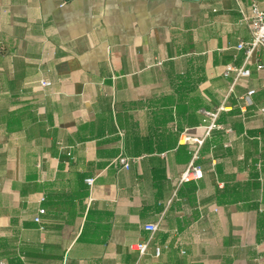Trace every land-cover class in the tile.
<instances>
[{"label": "crops", "instance_id": "1", "mask_svg": "<svg viewBox=\"0 0 264 264\" xmlns=\"http://www.w3.org/2000/svg\"><path fill=\"white\" fill-rule=\"evenodd\" d=\"M253 3L0 0V262L264 264Z\"/></svg>", "mask_w": 264, "mask_h": 264}, {"label": "built area", "instance_id": "2", "mask_svg": "<svg viewBox=\"0 0 264 264\" xmlns=\"http://www.w3.org/2000/svg\"><path fill=\"white\" fill-rule=\"evenodd\" d=\"M244 19L249 23L252 33V38L247 43H240L238 45L239 49H244L246 53L247 59H249L256 49L260 46H264V9L260 8L257 3H253L251 5L249 13L244 17ZM235 73L236 77H247L250 75L251 71L246 67H235L233 65H227L224 69V75L229 76L230 74ZM51 84L50 81H43V86H49ZM255 92V90L251 89L248 91L246 95V99L249 101L250 96ZM204 113L211 117H216L217 114L210 113L208 111H204ZM231 131V129H229ZM198 158L197 153L195 154V159ZM195 159L188 165L187 169L184 171L181 176V181H190L198 179L203 174V169L200 165L196 164ZM132 159L130 157L121 155L119 156L115 162L122 165L125 168H129ZM86 182L89 186H93L95 183V178L89 177L86 179ZM45 213V208H40L38 210V215L35 217V221H41V215ZM145 229L150 231H156L158 229V225L156 224H148L145 225ZM149 244L146 242H140L133 245V248L139 251V254L142 256L148 250ZM161 254V247H155V256H159ZM0 264H6L5 262H0Z\"/></svg>", "mask_w": 264, "mask_h": 264}, {"label": "water", "instance_id": "3", "mask_svg": "<svg viewBox=\"0 0 264 264\" xmlns=\"http://www.w3.org/2000/svg\"><path fill=\"white\" fill-rule=\"evenodd\" d=\"M192 1H198V0H192Z\"/></svg>", "mask_w": 264, "mask_h": 264}]
</instances>
